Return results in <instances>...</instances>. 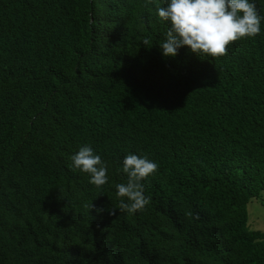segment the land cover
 I'll use <instances>...</instances> for the list:
<instances>
[{
  "label": "trees",
  "instance_id": "1",
  "mask_svg": "<svg viewBox=\"0 0 264 264\" xmlns=\"http://www.w3.org/2000/svg\"><path fill=\"white\" fill-rule=\"evenodd\" d=\"M168 27L145 0H0V264H264L246 217L264 188V21L216 59L165 57ZM84 145L102 188L70 167ZM128 154L159 165L151 201L110 215Z\"/></svg>",
  "mask_w": 264,
  "mask_h": 264
},
{
  "label": "clouds",
  "instance_id": "2",
  "mask_svg": "<svg viewBox=\"0 0 264 264\" xmlns=\"http://www.w3.org/2000/svg\"><path fill=\"white\" fill-rule=\"evenodd\" d=\"M154 3L160 22L169 25L165 39L160 43L165 57H175L183 46L199 57H224L233 42L259 35L264 21L254 0H168L164 7L157 0H145L146 5ZM148 43V40L144 41V44ZM70 159L71 169L87 174L89 183L97 188L109 182L106 161L90 145L79 147ZM158 170V163L147 156L126 155L122 168L117 171L126 174L127 179L115 184L119 203L109 210V214L116 215V209L128 214L146 211L151 197L144 195L143 181L155 176ZM92 207L90 204L89 208ZM102 211L97 209V212Z\"/></svg>",
  "mask_w": 264,
  "mask_h": 264
},
{
  "label": "rangeland",
  "instance_id": "3",
  "mask_svg": "<svg viewBox=\"0 0 264 264\" xmlns=\"http://www.w3.org/2000/svg\"><path fill=\"white\" fill-rule=\"evenodd\" d=\"M246 217L249 227L264 230V188L247 201Z\"/></svg>",
  "mask_w": 264,
  "mask_h": 264
}]
</instances>
